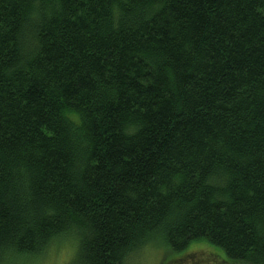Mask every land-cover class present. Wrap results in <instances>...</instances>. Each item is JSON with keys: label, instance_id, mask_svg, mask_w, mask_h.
<instances>
[{"label": "trees", "instance_id": "trees-1", "mask_svg": "<svg viewBox=\"0 0 264 264\" xmlns=\"http://www.w3.org/2000/svg\"><path fill=\"white\" fill-rule=\"evenodd\" d=\"M68 236L264 264V0H0V264Z\"/></svg>", "mask_w": 264, "mask_h": 264}, {"label": "rangeland", "instance_id": "rangeland-1", "mask_svg": "<svg viewBox=\"0 0 264 264\" xmlns=\"http://www.w3.org/2000/svg\"><path fill=\"white\" fill-rule=\"evenodd\" d=\"M145 244L127 255L124 264H248L245 260H234L226 256L223 249L209 242L198 240L190 243L186 249L174 252L160 239ZM76 242L71 236L59 239L48 248L53 260L61 258V253L68 247H75ZM48 258L44 252L37 259L27 262L17 261L14 264H31L32 261Z\"/></svg>", "mask_w": 264, "mask_h": 264}, {"label": "snow or ice", "instance_id": "snow-or-ice-1", "mask_svg": "<svg viewBox=\"0 0 264 264\" xmlns=\"http://www.w3.org/2000/svg\"><path fill=\"white\" fill-rule=\"evenodd\" d=\"M48 253V258L43 260L32 261L31 264H76L77 260V251L74 247H68L61 253V258L53 260L51 258V252H48L47 249L44 250ZM44 252H41L43 255Z\"/></svg>", "mask_w": 264, "mask_h": 264}]
</instances>
